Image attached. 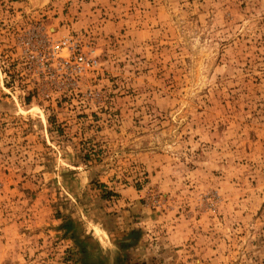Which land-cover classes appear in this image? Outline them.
<instances>
[{
  "label": "rangeland",
  "instance_id": "374dc122",
  "mask_svg": "<svg viewBox=\"0 0 264 264\" xmlns=\"http://www.w3.org/2000/svg\"><path fill=\"white\" fill-rule=\"evenodd\" d=\"M0 264H264V0H0Z\"/></svg>",
  "mask_w": 264,
  "mask_h": 264
},
{
  "label": "built area",
  "instance_id": "2783aa9c",
  "mask_svg": "<svg viewBox=\"0 0 264 264\" xmlns=\"http://www.w3.org/2000/svg\"><path fill=\"white\" fill-rule=\"evenodd\" d=\"M48 44H36L25 40L21 60L26 71L49 79L54 92L70 94L76 92L86 73L94 69L95 58L85 50L78 37H64ZM46 95V99H49Z\"/></svg>",
  "mask_w": 264,
  "mask_h": 264
},
{
  "label": "flooded vegetation",
  "instance_id": "af4514ba",
  "mask_svg": "<svg viewBox=\"0 0 264 264\" xmlns=\"http://www.w3.org/2000/svg\"><path fill=\"white\" fill-rule=\"evenodd\" d=\"M134 236V235H133Z\"/></svg>",
  "mask_w": 264,
  "mask_h": 264
}]
</instances>
